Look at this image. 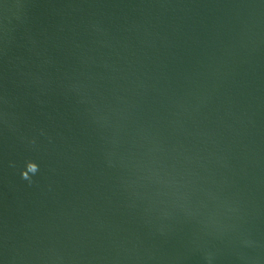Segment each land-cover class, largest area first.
I'll list each match as a JSON object with an SVG mask.
<instances>
[{"label": "water", "instance_id": "obj_1", "mask_svg": "<svg viewBox=\"0 0 264 264\" xmlns=\"http://www.w3.org/2000/svg\"><path fill=\"white\" fill-rule=\"evenodd\" d=\"M0 264H264V0H0Z\"/></svg>", "mask_w": 264, "mask_h": 264}, {"label": "clouds", "instance_id": "obj_2", "mask_svg": "<svg viewBox=\"0 0 264 264\" xmlns=\"http://www.w3.org/2000/svg\"><path fill=\"white\" fill-rule=\"evenodd\" d=\"M38 170V165L34 162L27 163V170L22 173L25 179L29 178V173H36Z\"/></svg>", "mask_w": 264, "mask_h": 264}]
</instances>
